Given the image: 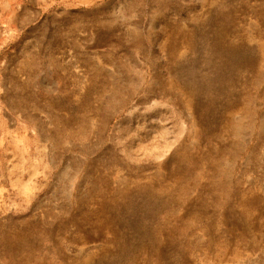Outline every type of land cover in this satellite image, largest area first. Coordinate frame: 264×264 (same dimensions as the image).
I'll return each instance as SVG.
<instances>
[{
  "label": "rangeland",
  "instance_id": "1",
  "mask_svg": "<svg viewBox=\"0 0 264 264\" xmlns=\"http://www.w3.org/2000/svg\"><path fill=\"white\" fill-rule=\"evenodd\" d=\"M0 264H264V0H0Z\"/></svg>",
  "mask_w": 264,
  "mask_h": 264
}]
</instances>
